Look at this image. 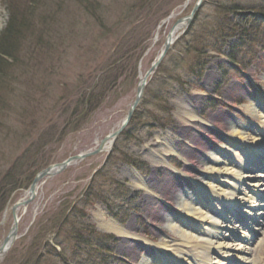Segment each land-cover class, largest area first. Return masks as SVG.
<instances>
[{
  "label": "rangeland",
  "instance_id": "obj_1",
  "mask_svg": "<svg viewBox=\"0 0 264 264\" xmlns=\"http://www.w3.org/2000/svg\"><path fill=\"white\" fill-rule=\"evenodd\" d=\"M217 1L228 0H204L188 28L149 76L140 104L111 151L87 157L45 180L26 209L17 210V238L0 258V264H94L86 259V248L76 256L71 252L74 236L88 239L93 235L95 240L96 235L105 234L106 239L112 240L97 228L98 209L105 213V220L114 219L121 226L131 224L139 234L144 232L152 238V226L161 222L152 214L151 205L145 204L150 196L131 186L127 167L133 161L145 179L162 177V173L150 169L145 153L156 137L166 136L167 128H159L153 118H159V124L167 121L174 127L171 131L174 133L181 128L178 110L189 105L205 119L221 112L220 119L227 120L224 126L233 122L234 128L242 132L263 131V126L244 111L253 102L264 114V37L250 48L235 50L237 66L227 59L228 49H223L221 55L207 51V56L200 60L206 62L201 88L193 85V76L189 79L186 75L192 65L196 66L195 61L191 62L194 56L184 53L187 43L193 40L191 33L209 32L215 27ZM232 1L264 9V0ZM195 2L0 0V37L11 12L15 22L11 40L0 38V47L6 42L12 49L9 59L0 60L3 70L0 72V245L13 224L10 208L24 198L34 171L44 164L92 151L101 139L118 128L135 97L139 77L144 76L159 55L175 22L188 16ZM259 31L264 33V22ZM113 67H119L120 73H115L111 80L110 75L117 72ZM180 77L186 82L183 88L173 80ZM220 85L219 103H208L209 96ZM231 91L240 98L235 101L238 106L224 98ZM95 93L101 94L99 102L88 103ZM165 109L171 110L166 113ZM182 137L183 134H174L175 140ZM228 140L225 137L218 146L229 147ZM205 145V154L214 153L218 147L209 141ZM168 162L180 167L176 155L168 157ZM188 187H182L181 192ZM175 201H170L167 211L173 213ZM75 214L81 216L73 218ZM64 219L70 221L61 225ZM258 221L263 224L255 240L258 244L263 240V253L257 264H264V219ZM163 236L160 234L158 238ZM112 237L118 242L110 246L111 264H137L144 256L150 258L139 245L132 260L123 239ZM40 243L47 250L62 253L64 259L37 260L41 256L37 254ZM105 245L107 250L111 249Z\"/></svg>",
  "mask_w": 264,
  "mask_h": 264
},
{
  "label": "bare ground",
  "instance_id": "obj_2",
  "mask_svg": "<svg viewBox=\"0 0 264 264\" xmlns=\"http://www.w3.org/2000/svg\"><path fill=\"white\" fill-rule=\"evenodd\" d=\"M173 45L174 43H172L169 50ZM246 47L250 48V46ZM139 78L141 79V77ZM173 80L176 81L175 78ZM200 81L196 82L195 86L197 88H201ZM139 82L140 80H138L137 85ZM221 87V85L218 86L216 92L212 93L216 97L209 96L208 103H219L218 97L220 96ZM96 95L97 93L94 94V96ZM224 98L231 104L238 106L235 101L240 98L235 95V91L226 93ZM185 106L178 110L177 118L181 128H178L174 133L171 132L174 127L167 121H162L159 124V118H153L154 124H157L159 128H167L166 136L161 137L159 135L156 137L155 142L151 144V147H148L151 149L146 148L147 152L145 153L148 154L150 169L162 173V177H155L154 179L153 176H149L145 179L136 170L137 164L133 161H131V166L127 167L131 186L136 190H144L150 196L148 201L144 199L145 204L151 205L153 208L152 214L161 224L157 227L152 226V238H148L144 232L139 234L131 224L121 226L114 219L108 218L105 220V213L103 210L98 209V213L95 215L99 221L97 228L105 232L106 235L109 234L108 237L112 240L106 239L105 234H102L103 236L96 235L94 240L92 235V240H88L85 247L78 246L80 251L86 248L88 254L85 257L88 261L94 264H111L113 261L112 247L118 242L112 237L114 235L120 240L123 239L126 246L125 250L133 255L132 260L136 258V246H143H141L142 249L150 258L144 256L137 264L259 263L263 253L261 250L263 240L258 244L255 239L261 230L256 226H260L262 222L254 221L258 220L259 216H264V114H261L259 107H256L253 102L246 105L244 113L256 119L263 126V131L250 134L235 129L232 125L233 122L224 126L223 124L227 123V120L220 119L221 112L205 119L196 115L192 106ZM170 110L165 109V112L169 113ZM238 110L240 111V109ZM242 112L243 110H241V114ZM126 117L124 116L115 131L120 129ZM129 121L115 139H109L103 149L96 154L109 153L115 140L124 133L123 131L129 125ZM223 126L226 127L225 136L221 134L223 133ZM248 129L250 128H246V130ZM175 133L183 134L180 141L175 140ZM225 137L230 138L228 140L229 147H219L220 141H223ZM187 139H189L187 142L191 146L185 143ZM171 141L173 143L176 141V143L172 144ZM208 141L218 146L214 149V153L205 154V144ZM100 142L92 151L72 155L49 166L61 164L69 158L92 153L99 147ZM96 154L86 155L83 159ZM171 155L178 157L180 167L173 166L168 162V157ZM83 159L67 164V167L59 173ZM198 168H201L200 172L196 170ZM242 171H246V173L243 174ZM257 171L262 172L257 173ZM49 178L51 177L38 183L35 193ZM186 185H189L188 190L181 192V188L186 187ZM122 186L126 187V185ZM177 190H179V193H177ZM153 197L157 198L159 202H156ZM170 201H175L172 208L173 213L167 211L171 204ZM256 208H260L262 213L256 214ZM150 211H148L147 217H150ZM17 219L19 220L18 217ZM236 219L239 220L235 222ZM245 224L252 228L255 226V229L246 230L243 228ZM160 234L164 236L158 238ZM251 243H255V245L257 243L254 252H251V248L254 247ZM105 244L109 247L112 246L111 249L107 250ZM151 251H154L155 254H152ZM257 251L260 252V255ZM251 255L254 258L251 259Z\"/></svg>",
  "mask_w": 264,
  "mask_h": 264
},
{
  "label": "trees",
  "instance_id": "obj_3",
  "mask_svg": "<svg viewBox=\"0 0 264 264\" xmlns=\"http://www.w3.org/2000/svg\"><path fill=\"white\" fill-rule=\"evenodd\" d=\"M2 1V0H1ZM9 3V0H6ZM214 8L216 10V24L213 26L212 30L208 32V30H203L201 33L193 32L191 33V38L193 39L190 41V43H187V51H185V55L189 56L190 53L194 56L191 62L195 61L194 63L196 66H191V71H189L187 76L191 79V76H193V85H196L198 81L201 80V76L204 70V66L206 65V62L200 61L202 58L207 56V51H214L215 54L220 55L223 53V49H228L229 55L227 58L231 61H233L236 64L237 63L233 53H235V50L243 49L246 46H250L251 44H257L259 43L264 37V33L259 31V27L261 26V23L264 21V9L259 5H252V4H244L241 5L240 3L233 2L232 0L228 1H217V3L214 5ZM10 9V7L8 8ZM11 16H9V22L8 26L6 27L5 31L2 32V40L9 42L11 40V36L14 34L12 33L14 31V19H13V12H11ZM12 18V19H11ZM0 37V38H1ZM9 45V43H7ZM6 42L1 43L0 47V60L1 57L3 59H9L10 51L12 49L8 48V45ZM3 47V49H2ZM238 52V51H237ZM237 54V53H236ZM2 55V56H1ZM187 58V57H186ZM1 62V61H0ZM201 62V63H200ZM114 71L112 75H110L109 79L113 80V78L116 76L115 73L118 72L120 69L119 67H113ZM223 68V67H221ZM2 70V66H0V72ZM112 71V70H111ZM103 79H106L104 77ZM176 82H179V85L181 88L185 85L184 81H182L181 77L175 78ZM110 82V81H109ZM107 82V83H109ZM5 83V81H4ZM180 88V89H181ZM181 89L180 91H182ZM93 95V94H92ZM101 99V94L97 93L96 96H90L88 103L92 100H95V104L97 101ZM87 101V100H86ZM93 106V105H92ZM22 163V162H21ZM49 164H44L41 167L37 168L35 173L43 169V167H46ZM33 175V176H34ZM32 176V177H33ZM30 183V181H29ZM15 185V184H14ZM5 206V204H3ZM2 209V207H1ZM0 209V210H1ZM76 217L73 215V218H78L81 215L75 214ZM70 217V216H69ZM69 219H64L61 223V225H65L69 223ZM76 220V219H75ZM55 230V229H53ZM75 235V234H74ZM88 238V237H87ZM74 246L72 250V255H78L77 253H80V249L78 246L85 247L87 245V241L92 240L91 237L88 239H79L78 236H74ZM45 244H38L37 254L41 255L37 257V260L41 257L45 258H56V259H64L62 253H57L53 249L45 247ZM40 251L43 253L40 254Z\"/></svg>",
  "mask_w": 264,
  "mask_h": 264
},
{
  "label": "water",
  "instance_id": "obj_4",
  "mask_svg": "<svg viewBox=\"0 0 264 264\" xmlns=\"http://www.w3.org/2000/svg\"><path fill=\"white\" fill-rule=\"evenodd\" d=\"M202 1L203 0H197V2L194 4L189 15L184 17V18H181L175 22L172 29L170 30V32L168 33V35L165 38L163 48L161 49L159 55L156 57V59L151 64L150 68L146 71L144 76H142L141 79L139 78L140 82L136 87L134 100L130 104L129 109L127 110L126 120L122 123L120 129L113 132L109 136L105 137L100 142L99 147L95 151H93L92 153H89L90 155L100 152L103 149L104 145L107 143V141L109 139H111V140L115 139V137L121 132L122 128L124 126H126V123H128L129 118L132 115L133 111L135 110V108L140 103V100L143 96L144 87L146 85L147 78H149V76H151L152 73L154 72V70L159 66L160 62L162 61V59L166 55V53L169 50V48L171 47L172 43H174L178 39V37L180 35H182L184 33V31L187 29V27L189 26V24L193 20L195 14L197 13L198 9L200 8ZM179 28H182V30L177 34H174ZM89 154H86V155H89ZM86 155H80V156H76L73 158H69L66 161L62 162L61 164L48 166L34 176V178L32 179V181H31V183H30V185H29V187L25 193V197L23 199L19 200L18 202H16L15 204H13L11 207L13 224H12V227H11L8 235L4 238L2 244L0 245V257L3 256L11 248L14 241L16 240V238H17V234H16L17 233V225H18V219L16 216V214H17L16 212L20 207L25 208L34 199V197L36 195L35 189L38 186V183L40 181H42L43 179H46L48 177H52L53 175L59 173V171L65 169L67 167V164H70V163L74 162L75 160H81Z\"/></svg>",
  "mask_w": 264,
  "mask_h": 264
}]
</instances>
